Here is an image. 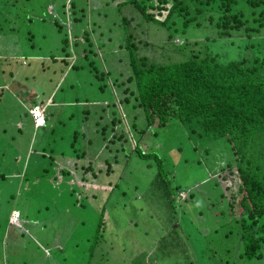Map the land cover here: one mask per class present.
Returning <instances> with one entry per match:
<instances>
[{
    "label": "rangeland",
    "instance_id": "374dc122",
    "mask_svg": "<svg viewBox=\"0 0 264 264\" xmlns=\"http://www.w3.org/2000/svg\"><path fill=\"white\" fill-rule=\"evenodd\" d=\"M118 1L0 0V264H264L263 247L261 259L244 261L235 255L236 236L224 239L218 234L225 229L213 231L216 221L223 224L230 219L223 216L227 196L209 169L191 154L188 161L183 156L168 166L172 184H177L172 188L178 196L177 202L172 198L174 215L166 206L168 198L148 183L150 160L131 156L123 177L117 176L118 189L110 192L105 182L109 175L120 173V162L114 158H124L126 150L116 156L110 153L114 158L108 161L115 171L102 175L99 183L80 181L75 166L69 164L75 161L64 153L72 149L68 142L73 129L79 130L82 143L85 137L97 141L94 168L99 174L105 168L102 156L111 148H122L121 138L116 137L117 116L100 110L112 98L95 88L91 71L60 72L76 50L74 27L87 28L92 39L97 35L96 29L92 33L94 26L105 34L118 31L121 14L131 16L130 23L138 19ZM59 20L60 32L53 25ZM139 28L140 37L146 39ZM209 30L201 23L186 36L203 38ZM155 34L152 41L160 35ZM238 43L240 38H216L207 42L206 50L222 62L237 59ZM78 47L83 48L81 42ZM158 49L154 45L149 51L156 54ZM109 60L95 58L93 68L108 70ZM31 103L43 107L45 132L40 137L41 130L32 128L25 112ZM88 104L97 122L83 120ZM131 142L123 143L125 149ZM53 160L75 176L70 178L64 171L55 175L56 169L49 166ZM101 198L106 199L104 205L98 202ZM14 209L19 215L12 222L9 215ZM172 228L177 229V237L163 245L160 236Z\"/></svg>",
    "mask_w": 264,
    "mask_h": 264
},
{
    "label": "trees",
    "instance_id": "16d2710c",
    "mask_svg": "<svg viewBox=\"0 0 264 264\" xmlns=\"http://www.w3.org/2000/svg\"><path fill=\"white\" fill-rule=\"evenodd\" d=\"M116 4L132 9L138 19L130 23L131 16L121 14L116 22L118 31L105 34L94 26L92 33L96 29L97 35L92 39L87 28L74 27L76 50H72L71 59L65 61L66 66L60 72L91 71L90 80L96 82L95 88L106 90L112 98L100 110L117 116V131L121 135L118 133L116 137L121 138L122 148H111L102 156L105 168L99 174V169L94 168L95 156L99 155L97 141L85 137L82 143L79 130L73 129L68 142L72 149L64 154L76 163L69 164L75 166L80 181L99 183L102 175L115 171L108 157L126 150L124 158L113 157L120 162V173L109 175L105 182L110 192L113 187L118 189L117 176L123 177L121 172L131 156L150 160L153 170L148 183L168 198L166 206L170 215H174L172 198L177 202L178 196L172 188L177 184H172L168 166L183 156L188 161L191 154L196 163L209 169L207 172L213 174L224 191L223 196H227L224 200L228 209L223 216L230 219L223 224L216 221L213 231L225 229L218 234L224 239L236 236L235 255L242 260L261 259V247L264 249V0H119ZM201 23L210 27L209 32L203 38H187L186 33L192 26ZM60 24V20L53 24L58 32ZM138 27L146 39L140 37ZM155 32L160 35L152 41L151 35ZM231 37L240 38L241 55L237 59L222 62L206 50L208 41L216 38L231 41ZM61 41L65 43L66 38ZM154 45L159 47L156 54L149 51ZM95 58L110 59L109 69L95 70L92 65ZM79 87L85 93L83 85ZM93 109L88 104L82 111L84 121L85 118L93 123L98 121ZM37 128L41 130L40 137L45 132L44 119L34 129ZM129 139L132 142L127 150L123 143L128 146ZM62 170L68 174L63 167L56 169ZM104 200L101 198L98 202L104 205ZM231 224L236 227L229 229ZM176 232L175 228L165 230L160 236L162 244L174 240Z\"/></svg>",
    "mask_w": 264,
    "mask_h": 264
},
{
    "label": "built area",
    "instance_id": "2783aa9c",
    "mask_svg": "<svg viewBox=\"0 0 264 264\" xmlns=\"http://www.w3.org/2000/svg\"><path fill=\"white\" fill-rule=\"evenodd\" d=\"M41 111H42V108H40L37 105H34L30 109L27 110L33 126H40L43 123ZM17 217H18V212L16 210L12 211L10 220L12 222H15Z\"/></svg>",
    "mask_w": 264,
    "mask_h": 264
},
{
    "label": "crops",
    "instance_id": "0c3cea01",
    "mask_svg": "<svg viewBox=\"0 0 264 264\" xmlns=\"http://www.w3.org/2000/svg\"><path fill=\"white\" fill-rule=\"evenodd\" d=\"M1 73V72H0ZM1 86V85H0ZM52 96V93L50 94V96L49 97H51ZM48 100V99H47ZM50 100H48V102H49ZM32 126V125H31ZM32 128L34 129V127L32 126ZM68 157V156H67ZM52 169H60L61 168V166H59L58 164H56L55 163V161L53 160L52 162H51V165H49ZM65 170H67V169H65ZM63 171V170H62ZM57 172L58 171H56L55 172V175L57 174ZM14 210H16V209H14ZM14 210H12V211H14Z\"/></svg>",
    "mask_w": 264,
    "mask_h": 264
},
{
    "label": "clouds",
    "instance_id": "9594fccd",
    "mask_svg": "<svg viewBox=\"0 0 264 264\" xmlns=\"http://www.w3.org/2000/svg\"><path fill=\"white\" fill-rule=\"evenodd\" d=\"M34 105H37V106H39L40 108H42L43 109V107L42 106H40L39 104H37V103H31V104H29L27 107H26V109H25V112H26V114L28 115V112H27V110L28 109H30L32 106H34ZM41 113H42V111H41ZM29 116V115H28ZM30 118V117H29ZM42 119H43V115H42ZM30 121H31V119H30ZM43 124V123H42ZM41 124V125H42ZM31 125L33 126V124H32V121H31ZM40 125V126H41ZM40 126H33L34 128H36V127H40ZM17 211V210H16Z\"/></svg>",
    "mask_w": 264,
    "mask_h": 264
}]
</instances>
